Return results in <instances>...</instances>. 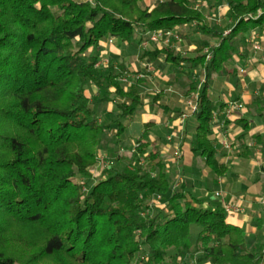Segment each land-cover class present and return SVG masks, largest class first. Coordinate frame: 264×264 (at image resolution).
Returning <instances> with one entry per match:
<instances>
[{
  "label": "trees",
  "instance_id": "trees-1",
  "mask_svg": "<svg viewBox=\"0 0 264 264\" xmlns=\"http://www.w3.org/2000/svg\"><path fill=\"white\" fill-rule=\"evenodd\" d=\"M146 1L0 0V97L6 98L0 102V121L18 129L0 127V218L42 229L40 252L60 263L67 256L84 264L105 244L97 255L101 264H131L141 248L145 264H190L192 248L201 253L197 264H264V245L249 247L244 228L228 220L223 205L204 207L185 184L173 188L159 151L146 148L149 140H137L132 168L110 171L86 195L75 181L78 176L91 178L102 135L116 122L121 137L142 105L139 86L127 88L117 80L112 56L106 70L98 69L102 43L117 38L137 49L149 32L195 20L201 29L208 26L194 0H159L153 7ZM217 1L229 6L236 21L230 31L219 34L218 44H200L199 55L190 59L169 48L141 56L155 61L165 54L178 72L182 61L189 63V71L206 63L205 83L199 88L191 82L186 94L198 92L199 98L198 109L184 124L192 119L191 151L220 176L229 166L216 156L210 133L213 114L225 103L211 98L208 80L232 59L237 41L246 42L250 31H264V0ZM259 10L258 18L245 19ZM207 47L212 56L206 62L201 52ZM117 68L130 70L124 63ZM89 84L103 92L98 101L108 100L101 86L115 88V118L99 121L86 93ZM49 89L63 97L52 106L40 95ZM253 104L264 122V94ZM176 113L171 119L179 118L181 112ZM238 120L246 129V120ZM26 134L36 140L33 145ZM86 144L91 150L81 149ZM154 194L161 195L162 206L150 203ZM192 225L200 228L195 236ZM0 264L14 260L0 250Z\"/></svg>",
  "mask_w": 264,
  "mask_h": 264
},
{
  "label": "crops",
  "instance_id": "crops-1",
  "mask_svg": "<svg viewBox=\"0 0 264 264\" xmlns=\"http://www.w3.org/2000/svg\"><path fill=\"white\" fill-rule=\"evenodd\" d=\"M157 2L154 3L152 0H148L146 4L153 7ZM195 4L206 16L208 26L205 29H201L195 20L191 24H183L175 28L182 35V41L178 44L181 53L177 49L174 50L185 59L196 58L199 55L197 47L202 43H208L210 46L218 44L220 41L219 34H226L236 24L232 16H227L229 6L223 2L217 0H194ZM252 34H257L260 41H262V50L258 52H254L252 48V43L250 42ZM103 43L108 46V51L102 47L103 50L107 53L110 52V56L113 59L119 58L121 63H124L133 72L141 71L147 74L146 77L139 79L141 85H148L152 81L154 86L161 89V95L157 100L149 102L144 100L142 102L143 111L146 114L145 117H152L156 120L155 122L152 120L144 121L143 124L150 123L149 129H152L154 124H163L167 133L169 132L168 134L176 131L182 134L181 139L170 142L171 146L168 144L169 146L163 148L162 151L163 156L167 159L165 161V172L168 175L171 172H174V175L176 174L174 179L170 177L173 188L178 187L180 184H185L192 194L203 192L206 188V181L211 176L215 192L221 191L223 199L216 195L204 202L201 197H197V199L201 201L204 207L214 208L221 206L223 205L222 200L243 206L245 208L244 212L227 214L228 220L244 228L248 237L249 247H255L257 244L264 245V122L251 104L254 100V95H259L264 84V31H250L246 35V42L237 41V50L234 52L232 59L224 64L219 74L211 73L209 76L208 90L211 98L219 103H225L224 108H218L214 112L217 113V119L212 121V131L210 133V138L215 143L216 156L229 166V169L220 176L216 175L205 164L202 157V164L197 161L198 153L191 151V140L195 136V131L191 129V126H193L192 119L190 118L187 124H180L179 119H171L170 117L171 114L176 115V112H182L185 109L184 96L189 91L191 82L198 85L202 77L198 78L197 75L199 74L200 76L201 72H204L203 68H205L206 63L199 64L195 69L189 71V63L182 61L179 66L180 72H178L172 63L165 60V54H160L155 61L141 56L144 51H161L169 47L151 44L146 48L138 47L135 49L130 48L128 44H122L117 38H114L111 43L107 41ZM206 50L211 52V47H207L201 53L205 54ZM148 64L153 66L152 72L147 71L146 65ZM238 64H242V67H238ZM241 68H244L243 73L240 71ZM187 71L191 72L190 76ZM141 87L144 86L142 85ZM234 89L238 90L239 94L231 97L229 94ZM87 92H90V89ZM219 94L224 95V98L216 99ZM87 96L91 99V95L87 93ZM233 98L234 100H244L248 105V111L240 115L236 113L232 116H227L224 110L228 102ZM114 102H117L116 98ZM108 104L107 110L109 112L105 113L115 118L119 112L111 109L114 105L113 102L110 101ZM238 118L246 120L248 123L246 129L244 128V122L238 120ZM98 119H102L99 114ZM103 120H107V118L104 117ZM156 139L154 135L148 139L153 147ZM228 139L231 141L230 144L233 145H231V150L226 149L222 144L224 140ZM126 142L125 137L121 136L119 145L118 138L119 147L121 144L125 147ZM178 143H180L182 152L180 158L176 160L173 155ZM169 150H171L170 155H168ZM113 151H115V146H112L107 154L113 158L123 155L119 151L114 156L112 155ZM234 152H236L235 155H233ZM199 162L200 165L204 163L208 178L203 177L201 173L198 175L194 171L195 168L198 169L196 166ZM230 167H233V169L237 168L238 174L242 173L245 177L242 175L237 177L238 174L232 172L231 174ZM242 178L244 180H241Z\"/></svg>",
  "mask_w": 264,
  "mask_h": 264
},
{
  "label": "rangeland",
  "instance_id": "rangeland-1",
  "mask_svg": "<svg viewBox=\"0 0 264 264\" xmlns=\"http://www.w3.org/2000/svg\"><path fill=\"white\" fill-rule=\"evenodd\" d=\"M147 2H148V0H147ZM152 2L155 3V2H157V0H152ZM194 7L197 8L196 4L194 5ZM227 14H228L227 15L228 17L231 16L229 10H228ZM261 14H262V11L259 10L255 15H253V14L247 15L245 17V19H248L250 17L251 18L252 17L258 18ZM255 40L257 42H260V44H262V41H260L259 37H256ZM108 42L111 43L110 41H108ZM178 44H180L179 41H177L175 39H171V43L166 47H169V48H172L175 50L177 49L181 53L180 47L178 46ZM102 47L104 48V50L108 51V46L106 45V43L105 44L102 43ZM104 50L101 51L102 55H101L100 60H103L104 58L105 59L111 58L110 52L107 53ZM206 51H207V52H205L206 61H209L208 55H209V58H211L212 55H211L210 51H208V50H206ZM120 63H121V60H119V58L114 59L113 65H114V68H116V70H117V76H118L117 80L127 88L132 86V85H135V84L140 86V87L143 85L145 88L141 87V91H140L142 102L144 100L146 102H149L152 100L155 101V99L157 100L158 97H160L161 89L154 86L152 81L149 82L148 85L147 84L141 85V83L139 82V79L135 78V75H136L135 72L133 73V71H131V70L120 71L117 68V65ZM109 66H110V62L108 59V62L105 61L104 64L99 65L98 69L104 71ZM239 66L242 67V64H238V67ZM233 73L235 74V72H233ZM203 75H204V72L202 71L200 76H199V74L197 76H198V78H200V77H203ZM198 85H199V83H198ZM101 87H103L102 88L103 91H105V90L107 91L106 94L104 92V95H106L108 100L107 101H105V100L104 101H98V99H96V98L102 97L103 92L100 90L98 91L96 85H94L92 87V84H89L88 89H90V92H87V93H88V95H91L90 96L91 97V99H90L91 104L94 107V109L96 111H98L97 114H99L100 118H102V119H99V121H103L104 117H106L107 119H113L112 115L106 114L105 112H109L107 110V108L109 106L108 103L110 101L113 102V104H114L111 107V109L114 110L115 112L118 110L116 107V103L114 102L115 98H116L115 88L113 86H110L107 89L104 86H101ZM195 93H198V92H191L189 95H185L184 99L186 100L187 98L191 97ZM59 94L60 93L58 91H55L53 89H49L47 91L42 92L40 95L42 96V98L46 104L52 106L53 104H55V102L57 103L58 99L61 100L63 98ZM238 94H239L238 90L234 89L231 91V93L229 95H231V97H235ZM262 94H264V84L261 88L259 95L255 94L253 99L261 96ZM222 98H224V95L219 94L216 99H222ZM3 100L5 101L6 98L3 99V97H0V102H2ZM232 100H234V98ZM232 100H230V101H232ZM235 100H240V99H235ZM242 102L244 103V105L246 107V112H247L248 111V105L244 100H242ZM251 104H252L254 110H256V106L253 104V102ZM145 116H146V114H144L143 105H141L138 108L134 119L128 123L126 130L122 134V136H124L125 139L127 140L125 147H123L122 144L119 147L120 137H118L116 135V128H117L116 122H114L111 125L110 129L107 130L106 133H104L102 135L101 143L99 146V152H98V160L99 161H98V164L91 169L92 170L91 178H87L86 176H78L77 180H75L76 182L81 183L80 184L81 191L83 192L84 195H86L89 192L90 186L93 183L107 177L108 174L110 173V171H114V170L121 171L125 168H132L133 167V162L135 161L134 159L136 158L133 154V149H134L135 145L137 144L138 139L148 140L154 135L157 138L155 146L153 147L151 145V142H150V143L146 144V148L159 151L161 153L160 156L162 157L164 164L166 163L165 161L167 159L163 156L162 151H163V148L168 147L169 145L171 146V143L169 141H167V139H166L169 132L167 133L163 124H154V127L152 129L145 130V126L143 124L144 121L145 122L148 120H152L154 122L156 121L152 117H145ZM0 127H3V128L8 127L9 128L8 130L10 132H12V131L16 132L18 130L15 126H12L11 124L3 121L2 119L0 121ZM4 130H6V129H4ZM177 132L178 131H176L174 133L177 134ZM166 133H167V135H166ZM26 136H27V139L31 145H33L34 142H36V140L30 134H26ZM118 138H119V145H118ZM228 141H229V143H231V141L229 139H228ZM38 145H40L39 142H38ZM177 145L180 147V143H178ZM112 146H115V151H113L112 155L115 156L119 151L123 155L118 156V157H114V158L111 157V155H108L107 154L108 150H110L112 148ZM77 148H79V147H76L73 151H75ZM81 149L91 150V145L86 144ZM147 149H146V151H147ZM170 151L171 150H169L168 155H170V153H171ZM181 152H182V149L180 147V156H181ZM0 153H2V151H0ZM235 154H236V152L233 153V155H235ZM173 157L176 160H178L180 158V157H176L175 155H173ZM144 158L141 157L142 162H145ZM197 161H200L202 164L201 156L199 153L197 154ZM200 162L196 166V167H198V169L195 168L194 171H196L198 173V175H200L199 173H201L203 177L208 178L209 176H206L207 173H206L205 165H204V163H203V165H200ZM154 163H155V161H154ZM202 169H203V171H202ZM231 172L238 174V169L237 168L233 169V167H230V173ZM240 175L243 176V174L241 173V174H238L237 177H240ZM175 176H176V174L174 175V172H171L169 174V177H172V179H174ZM210 177L208 178V181H206V185H205L206 188L204 189V191L203 192L200 191L198 193L192 194L193 197H195V198L201 197L203 199V202L206 201L207 199L211 198V197H215V186H214L213 179ZM243 177H245V176H243ZM241 180H244V178H242ZM243 182L245 183V181H243ZM159 196H161V195H159ZM162 202H163L162 198H159L158 194H154L150 200V203L153 205L162 206ZM244 210H245V208H244ZM0 220H1L0 222L2 224V226H1L2 232L0 233V250L6 256L12 257L14 260V264H81V263H83V262H78L74 259H71L67 256L63 257L64 262H61V263L58 262V260H55L49 256H44L40 252V250L42 248V244H43V237L45 236L42 229H40L37 226L23 225V224L15 221V220H12L10 217H6L4 215L1 216ZM199 230H200V228L198 226H195V225L191 226V231L193 233V236H195V234ZM104 246H105V244H103V247L100 250H99L100 247H98L94 253V256H93L95 258L92 257L93 259H90L89 261H87L84 264H88V262L90 264H101L102 259L97 257V255H98L99 251L101 253L105 250V248L107 246L106 247H104ZM142 250H144V249L141 248V251H139V253L137 252V254L134 256L131 264H145V260H147V255ZM262 253L264 255V249H263ZM200 255H201V253L196 254V252L192 248V250L190 251V254L187 256L189 263L190 264H197L196 261H197L198 256H200Z\"/></svg>",
  "mask_w": 264,
  "mask_h": 264
},
{
  "label": "built area",
  "instance_id": "built-area-1",
  "mask_svg": "<svg viewBox=\"0 0 264 264\" xmlns=\"http://www.w3.org/2000/svg\"><path fill=\"white\" fill-rule=\"evenodd\" d=\"M148 34V39L145 40L142 44L141 47L142 48H146L148 46H150L151 44H156L159 46H163L166 47L171 43V39H175L177 41H182V35L178 30L175 29H167V30H158V31H154V32H149ZM258 37L257 34H252V36H250V42L252 43V48L254 50V52H258L260 50H262V44H260V42H257L255 40V38ZM110 42H113V40L111 39ZM211 58H209L208 55V60H210ZM105 61L108 62V59H103L100 61V64H104ZM146 69L147 71H153V66L151 64L146 65ZM204 70V75L201 78V80L199 81V85L198 87L202 86L205 83V79H206V74H205V68H203ZM241 73L244 72V68L240 69ZM147 74L144 72H138L135 75L136 79H141L146 77ZM199 87V88H200ZM198 98H199V94L195 93L193 94L191 97L187 98L185 100V109L181 112L180 116H179V123L180 124H184L185 120L188 118V116L195 112L198 109ZM225 114L227 116H232L233 114H244L246 112V107L244 105V103L242 102V100H232L230 102H228L226 108H225ZM217 113L213 114V120L217 119L216 117ZM182 134L178 133H170L167 136V141L169 142H174L176 141V139H181ZM223 146L228 149L231 150V144L229 143L228 140H224L222 142ZM174 155L176 157H180V147L178 145H176L175 147V151H174ZM215 195L221 199H223L222 197V192L221 191H216ZM159 198H161V196L158 195ZM223 202V207L225 209V211L230 214V213H241L244 212V207L239 205V204H231V203H227L224 202V200H222ZM264 202V200H263Z\"/></svg>",
  "mask_w": 264,
  "mask_h": 264
}]
</instances>
